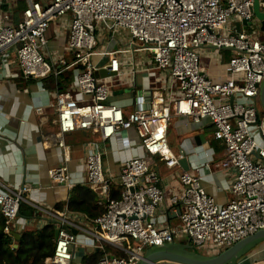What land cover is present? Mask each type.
Instances as JSON below:
<instances>
[{"label": "built area", "instance_id": "obj_1", "mask_svg": "<svg viewBox=\"0 0 264 264\" xmlns=\"http://www.w3.org/2000/svg\"><path fill=\"white\" fill-rule=\"evenodd\" d=\"M5 3L8 9L1 7ZM11 3L0 0V79L7 75L10 52L27 79L42 80L64 69L73 71L72 85L57 91L50 103L56 112V144L63 153L62 163L48 168L50 187L72 186L68 133L88 131L102 141L119 137L127 144L128 131L133 130L145 155L122 161L116 182L119 194L114 198L110 195L113 175L103 166L105 150L85 154L83 182L96 192L98 203L105 204L104 212L89 227L72 220L68 211L42 207L32 194L45 187L41 184L31 187L23 183L14 188L0 183V214L6 235L21 229L13 222L21 205L27 204L43 211L58 230L53 254L45 264H70L71 248L91 238L104 251L97 264H137L151 245L181 241L198 250H221L264 228V112L258 97L264 76V42L253 30H225L231 20H253V0H27L17 17ZM66 15L70 19L65 49L70 59L61 57L56 66L44 52L47 31ZM119 29L129 36L127 46H98L102 31L115 34ZM110 40L113 38L106 43ZM209 45L233 48L224 79H212L204 68L202 49ZM134 52L149 53L167 81L160 87L142 89L151 91L148 108L140 94L134 107L125 111L110 100L107 78L98 71L103 68L115 73L107 77L123 75L126 54ZM143 76L148 79V69ZM172 115L189 117L196 124L208 121L225 153L220 165L235 173L231 197L221 205L202 186L199 175L181 172L180 191L169 198L174 213L180 207V222L159 226L153 217L166 197L151 161L157 157L173 168L182 157L168 144ZM106 244L125 254L106 252Z\"/></svg>", "mask_w": 264, "mask_h": 264}, {"label": "crops", "instance_id": "obj_2", "mask_svg": "<svg viewBox=\"0 0 264 264\" xmlns=\"http://www.w3.org/2000/svg\"><path fill=\"white\" fill-rule=\"evenodd\" d=\"M11 1L10 9L17 17L23 7H19L18 0ZM24 4L26 6L27 0H24ZM1 7L8 9L9 5L5 3ZM69 17V15L61 17L47 31L49 42L44 52L56 66L59 58L70 59V55L65 49ZM238 21L239 19H235L228 22L226 32L239 29L253 30L264 42V32L260 31L257 20L253 19L252 24L241 23L240 26L237 24ZM110 37L113 40L106 43ZM128 42L129 36L123 29H119L115 34L102 31L98 37V46L104 44L106 47L116 48L120 45L127 46ZM202 51V60L208 76L214 80L224 79L227 58L233 53V50L213 49L208 46ZM6 60L5 72L7 75L0 79V183L14 188L23 183H29L31 187L41 184L45 187L32 192V194L36 195L37 202L42 207L68 211L72 220L82 223L85 227L91 226V219L87 214L70 210L67 207L73 187L84 185L92 190L83 182L84 172L81 169L85 154L97 148L105 150L103 166L105 172L113 175L112 191L118 187L116 182L122 161L132 157H143L144 149L133 130L128 131L127 144L123 143L119 137L102 141L88 131L77 130L68 133L66 142L71 146V160L68 165L72 186L50 187L48 168L63 161L62 149L56 144V112L50 105L55 100L57 91L54 88L45 87L42 80L24 78L17 66L13 52L8 54ZM122 69L124 70L123 75L107 78L108 81L114 83L106 84L111 91L110 100L122 106L125 111L134 107L133 102L140 96L144 87H160L167 81L166 73L154 66L149 53H127ZM133 69L135 72L132 71ZM147 69L150 76L148 79H144V70L147 71ZM39 107L41 111L37 110ZM172 135L177 136V140H172ZM167 138L172 151L182 156H180V160L186 159V166L179 162L173 168H168L157 157L152 159L151 167L159 171V185L166 197L165 201L156 207L154 222L159 226L179 224L178 215L173 217L174 212L170 206L169 198L180 191L181 183L178 180V175L183 171L199 175L202 186L213 194L217 203L221 205L227 203L231 197L229 188L233 182L235 171L231 167L220 165L225 153L221 142L213 137L212 125L208 121L196 124L189 117L172 115ZM2 189L0 185V190ZM27 196L29 197L30 194L27 193ZM26 206H29L32 214L22 215L20 212L13 222V224L19 225L21 230L40 229L47 223H51L43 211L27 204ZM91 239L87 243L76 244L71 248L74 256L70 264H81L85 255L90 254L93 249H98L94 246L96 241ZM201 251L209 252V250ZM263 257L264 241H261L250 249L238 264H262Z\"/></svg>", "mask_w": 264, "mask_h": 264}, {"label": "trees", "instance_id": "obj_3", "mask_svg": "<svg viewBox=\"0 0 264 264\" xmlns=\"http://www.w3.org/2000/svg\"><path fill=\"white\" fill-rule=\"evenodd\" d=\"M19 7H25L24 0H18ZM22 8V9H23ZM73 79V71L64 69L58 74H50L42 79L43 85L54 88L56 91H64L69 87ZM119 189H112L111 197H117ZM97 194L84 185H77L70 191L67 207L73 211H80L88 215L92 220L105 210V204L97 203ZM29 207V206H28ZM22 204L20 212L22 215H31V210ZM60 207V205H58ZM4 217L0 214V264H45V259L54 251L55 225L47 223L40 229H19V238L6 235L2 226ZM194 249V248H192ZM105 251L116 255H124V251L106 244ZM104 254L101 249H93L90 254L83 257L81 264H97L99 258Z\"/></svg>", "mask_w": 264, "mask_h": 264}, {"label": "water", "instance_id": "obj_4", "mask_svg": "<svg viewBox=\"0 0 264 264\" xmlns=\"http://www.w3.org/2000/svg\"><path fill=\"white\" fill-rule=\"evenodd\" d=\"M253 19L257 20L260 25V31L264 32V0H253ZM253 20L245 21L241 19L237 22L240 26L241 23L252 24ZM242 29H239L240 31ZM209 47L216 49L215 45H209ZM224 49H233L231 47H220ZM99 76L107 77L114 75V72H110L107 69H99ZM145 105L144 108L149 107V100L151 97L150 90L142 91ZM259 104L260 109L264 112V76L259 84ZM232 101V98H230ZM186 159L179 160L186 166ZM185 163V164H184ZM180 207H176V213H173V217L179 215ZM20 211H18V215ZM73 233L76 230L72 229ZM15 238H19L20 234L16 231L12 232ZM58 230L55 229L54 240H56ZM264 241V228L255 231L252 234L235 242L233 245L226 247L221 250H209V252H202L198 249H192L193 245L190 242L175 241L170 243H163L159 245H151L147 247L144 251L142 258L137 262V264H238L239 260L255 245Z\"/></svg>", "mask_w": 264, "mask_h": 264}, {"label": "rangeland", "instance_id": "obj_5", "mask_svg": "<svg viewBox=\"0 0 264 264\" xmlns=\"http://www.w3.org/2000/svg\"><path fill=\"white\" fill-rule=\"evenodd\" d=\"M138 55H140V54H138ZM106 78H109V77H106ZM107 81H108V79H106L105 82H106V83H109V85L112 84V83H114V82H111L110 80H109L108 82H107ZM171 139H172V140H177V136L172 135ZM193 248H194V249H197V247L194 246V245H193Z\"/></svg>", "mask_w": 264, "mask_h": 264}]
</instances>
